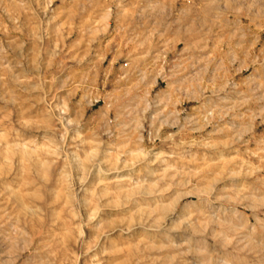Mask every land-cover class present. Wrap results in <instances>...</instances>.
<instances>
[{"label": "rangeland", "instance_id": "obj_1", "mask_svg": "<svg viewBox=\"0 0 264 264\" xmlns=\"http://www.w3.org/2000/svg\"><path fill=\"white\" fill-rule=\"evenodd\" d=\"M0 264H264V0H0Z\"/></svg>", "mask_w": 264, "mask_h": 264}]
</instances>
